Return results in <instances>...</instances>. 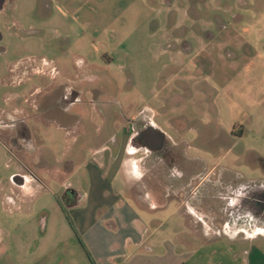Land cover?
Returning a JSON list of instances; mask_svg holds the SVG:
<instances>
[{"label": "rangeland", "instance_id": "obj_1", "mask_svg": "<svg viewBox=\"0 0 264 264\" xmlns=\"http://www.w3.org/2000/svg\"><path fill=\"white\" fill-rule=\"evenodd\" d=\"M37 5L21 0L17 14L27 26L60 27L66 34L70 29L75 45L64 48L83 58L88 69L83 78L89 79L65 109L56 87H11V75L0 81V111L17 107L29 116L17 113L16 126L0 131V248L6 249L0 264H56L73 256L88 261L59 206L70 215L65 186L85 193V168L94 164L124 195L128 186L121 184L128 178L122 165L140 116L164 133L167 148L172 145V156L162 153L164 182L154 195L157 203L177 195L157 211L164 228L185 229L182 215L192 211L197 226L238 230L236 192L264 185V0H85L83 19L91 24L82 26V41L79 27L74 34L61 17L54 24L38 21ZM26 38L22 30L7 34L5 44L16 51L11 58L27 52ZM29 44L36 48L40 41ZM6 72L0 69V80ZM99 114L112 120L103 122ZM111 137L121 140L119 151L108 144L94 153ZM21 178L27 179L24 186L17 184ZM188 189L194 190L190 197ZM257 226L264 229V222ZM259 232L253 238L240 232L236 242L223 239L208 247L205 257L210 260L218 247L225 261L238 255L243 264L248 259L264 264Z\"/></svg>", "mask_w": 264, "mask_h": 264}, {"label": "crops", "instance_id": "obj_2", "mask_svg": "<svg viewBox=\"0 0 264 264\" xmlns=\"http://www.w3.org/2000/svg\"><path fill=\"white\" fill-rule=\"evenodd\" d=\"M20 1L0 0V40L1 46L5 48V51L0 53V67H6L12 75L11 87H21L18 82L16 83V80L20 76L31 74V83H33L31 87L37 86L35 87L36 90L40 91L43 87L50 88V84L42 86L39 85V81H42L40 75L45 73V61H50V56H52L51 53H47V50L50 49L46 45L52 41V35L56 34V37L64 39L62 48L67 58L69 50L67 52L64 47L68 42L71 44L75 42L70 35L69 28L73 27L74 34H76V27H79L78 39L82 41L86 36L81 33V28L82 26H89L91 22L88 19L86 21L83 19L87 12V8L82 6L85 0H35L38 5L35 9L36 12L33 13H35L38 21L54 24V22L60 21L59 17H61L62 24L69 29V33L66 34L60 27L46 29L43 26L44 28H42L39 27L38 23L27 26V22L17 14V5ZM17 30L25 32L27 37L25 41L31 49L28 47L27 52L22 57L11 58L16 54V51L5 43L7 34L14 37ZM38 41L40 44H36V48H33V44H29ZM77 56L80 58L77 74L81 84L89 79L83 78V74L88 72V69L83 66V58L78 53ZM63 75L65 77L74 75V71L66 68ZM3 81L5 80L3 79ZM99 115L103 122L107 123L108 120H112L110 116ZM99 134L102 135L101 132ZM135 136L136 131L134 130L127 146L128 159L122 165V170H125L128 178L127 182L124 181L125 185L121 184L122 187L128 186L127 189H124L125 194L121 193L123 189L120 190L117 184L109 183L107 178L101 175L96 165H88L85 168L87 172L84 173L88 188L85 193L79 194L76 205L70 208V217L85 248L81 243L80 245L87 255L91 256L94 263L88 258L87 261L80 258L75 259L73 256L65 261L60 259L56 264H243V260L240 261L238 255L228 261L220 259L218 247L212 250L210 260L205 256L208 247L217 246L223 239L236 242L239 240L240 232L246 230H236L231 227L219 229L205 222H202L201 226H197L199 224L195 225L193 221L194 212L192 211L188 215H182L184 219L186 218L187 227L185 229L164 228L166 224L162 221V217L157 214V211L166 209L170 199L174 198L171 195H177L176 192L169 194L163 203L155 201L154 195H159L156 194L157 186L155 184L156 179H154L155 164L151 163L146 166L143 161L144 157L135 156L140 152L145 156V151L133 144ZM121 143L118 138H107L100 147L94 148V153L98 152L99 149L107 148L108 144L112 145L110 147L113 151H119ZM81 164H77L72 170H67L65 176L70 177L75 173L76 167L80 168ZM145 174H150L151 178L148 181L144 179ZM26 182L27 179L24 178L20 179L17 184L24 186ZM147 185L151 187L150 190L147 189ZM65 187L78 191L74 186L68 184ZM173 189L176 190V188ZM191 193L187 197H190ZM72 201L73 199H71ZM59 206L66 215L64 206L62 204ZM42 224L45 232V227L48 224L46 216L43 217ZM259 229L261 231L259 234H264L263 228L256 227L249 232L246 231L248 234L245 238H253ZM4 248H0V255L6 250ZM244 262L245 264H253L251 259L244 260Z\"/></svg>", "mask_w": 264, "mask_h": 264}, {"label": "flooded vegetation", "instance_id": "obj_3", "mask_svg": "<svg viewBox=\"0 0 264 264\" xmlns=\"http://www.w3.org/2000/svg\"><path fill=\"white\" fill-rule=\"evenodd\" d=\"M51 42L47 43L46 45L50 50H47V53H51L52 56H50V61H45V73L44 75H40L42 81L40 80L39 85H46L50 84V87H56L59 90H61L62 96L60 97V102L62 109L68 108L67 106H72L76 103L78 100L79 94L77 93L78 85L80 84V77L77 74L79 71V61L80 58L77 56L76 51L67 55V58L65 57V52L63 50L64 45V39L62 37H56V34L52 35ZM41 44H44L41 42ZM5 51V48L1 46V40H0V53ZM43 51V50H41ZM70 51V50H69ZM73 69L74 75L72 77L68 76L65 77L63 75L64 69ZM1 69V67H0ZM11 75L8 71L4 76L1 77L0 81L6 80L8 76ZM7 77V78H6ZM3 78V79H2ZM31 78L32 75L28 76H20L16 83L21 85H30L31 84ZM12 75L7 80H11ZM36 85V84H35ZM66 89V90H62ZM26 102V101H25ZM19 111V112H16ZM17 113H21V115L25 118H28L29 116L25 114V111L23 109H19L15 107L14 111L12 112H6L0 111V131L7 127H15V122L17 121ZM140 119V120H138ZM135 121L134 124V130L136 131V136L133 138V144L137 146L139 149H142L145 151L146 158L143 159V161H150L152 160L154 163V167L156 168V173L154 175V179H156V186L162 184L163 178H161L162 170L160 165H162L161 161L163 154L167 156L171 155V146L170 148H167V138L164 135V133L161 132V130L156 127L152 120L147 119L145 117L140 116ZM27 120V119H25ZM155 132V133H154ZM21 134L22 137H26V131L21 129L19 132V135ZM157 138H161L163 141L162 145H159V143L156 141ZM17 141L14 143L16 144ZM174 146V145H173ZM153 150H149V149ZM163 153V154H162ZM144 156V157H145ZM176 155L173 154V157H170L169 159L174 160ZM148 164V163H145ZM161 171V172H160ZM146 175V174H145ZM172 175H174L172 173ZM24 179V178H21ZM182 188H185L186 185H182ZM158 190V188H156ZM193 193V189H188V193ZM191 193V194H192ZM159 196V195H158ZM235 209L239 212L238 221L239 223H244L245 226H241L239 223H237L239 229L246 230L245 228L249 227L252 228L253 226L256 228H260L257 226V224L264 222V185H256V184H250L247 185L244 189H239L238 192H236V201H235ZM242 221V222H241ZM247 224V225H246ZM256 224V225H255ZM260 230V229H259ZM247 231V230H246Z\"/></svg>", "mask_w": 264, "mask_h": 264}, {"label": "trees", "instance_id": "obj_4", "mask_svg": "<svg viewBox=\"0 0 264 264\" xmlns=\"http://www.w3.org/2000/svg\"><path fill=\"white\" fill-rule=\"evenodd\" d=\"M79 197V193L73 189H67L65 194H64V198L66 200H68V206H70L69 208L73 207L76 205L77 203V198ZM71 199H73V201L71 202ZM70 200V201H69ZM66 211V210H65ZM66 218L68 219L69 223H70V226L72 227L74 233L77 235V237L79 238V235H78V232L76 230V227L70 217V215L68 214V212L66 211ZM80 243L82 244V246L85 248V245L83 242H81L80 240ZM88 257L89 259L94 263V261L92 260L91 256L88 254Z\"/></svg>", "mask_w": 264, "mask_h": 264}, {"label": "water", "instance_id": "obj_5", "mask_svg": "<svg viewBox=\"0 0 264 264\" xmlns=\"http://www.w3.org/2000/svg\"><path fill=\"white\" fill-rule=\"evenodd\" d=\"M155 133V132H154ZM156 141L159 143V145H162L163 144V141L161 138H157ZM149 150H153L152 148L149 149Z\"/></svg>", "mask_w": 264, "mask_h": 264}]
</instances>
